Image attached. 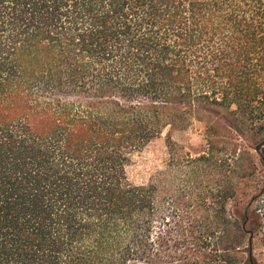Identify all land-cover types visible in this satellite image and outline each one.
<instances>
[{
	"label": "trees",
	"instance_id": "obj_1",
	"mask_svg": "<svg viewBox=\"0 0 264 264\" xmlns=\"http://www.w3.org/2000/svg\"><path fill=\"white\" fill-rule=\"evenodd\" d=\"M166 130L193 200L129 181ZM263 133L264 0H0V264H237L240 239L259 264L264 212L226 184L211 214L198 177L264 168Z\"/></svg>",
	"mask_w": 264,
	"mask_h": 264
},
{
	"label": "rangeland",
	"instance_id": "obj_2",
	"mask_svg": "<svg viewBox=\"0 0 264 264\" xmlns=\"http://www.w3.org/2000/svg\"><path fill=\"white\" fill-rule=\"evenodd\" d=\"M202 127L199 123L194 122L193 125L183 132H174L171 134V140L176 144L173 154L177 157L189 153L192 157L195 153L203 150ZM264 134V133H263ZM167 130L162 135L150 142L143 150L133 155L132 161L127 167V175L129 181L136 185L153 184L157 188V194L162 200L168 193L179 199L182 198V191L185 188L187 200L195 199L198 191L195 189L196 184L192 176L193 165H186L185 169H181V164L172 162L168 148L166 146ZM253 158L244 160V173L246 177L242 181L239 178L237 170H232L230 180L223 184V168L213 164L206 168V172L202 173L198 180L202 181L205 187L204 195L207 203L211 206V214H216L219 210V197L222 196L224 186L234 185L236 190L231 192L229 196V204L227 205V213H232L233 200L236 198L250 199L252 209L257 212H264V168L260 165L257 156L251 153ZM264 156V147L261 149ZM234 172V173H233ZM186 174L184 178L183 174ZM243 182V183H242ZM185 186V187H184ZM187 186V187H186ZM253 198V200H251ZM232 204V205H231ZM190 208L188 211L191 212ZM262 224L264 225V219ZM239 240V239H238ZM237 240V241H238ZM238 247L241 251L237 255H233L237 264H242L246 259L247 252L245 239H240ZM253 256L259 264H264V227L255 233L252 242Z\"/></svg>",
	"mask_w": 264,
	"mask_h": 264
}]
</instances>
